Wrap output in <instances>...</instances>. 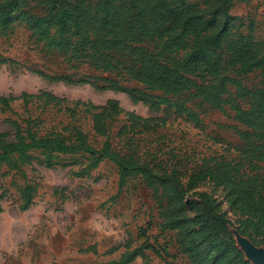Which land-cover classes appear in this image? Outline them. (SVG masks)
I'll return each mask as SVG.
<instances>
[{
    "label": "trees",
    "instance_id": "trees-1",
    "mask_svg": "<svg viewBox=\"0 0 264 264\" xmlns=\"http://www.w3.org/2000/svg\"><path fill=\"white\" fill-rule=\"evenodd\" d=\"M234 0H0V33L7 32L17 20H24L32 35L47 51L62 54L72 67L89 64L101 74L102 84L87 78L63 79L70 83H91L99 89L128 93L134 102L143 101L151 109H160L165 101L155 100L150 92L125 84L135 81L163 95L188 94L200 97L212 106L235 111L236 119L246 129L236 127L243 141L239 155L233 158H203L200 168L187 180L173 167L157 169L140 160L136 152L128 155L115 149L111 141L109 119L124 113L129 123L118 131L128 133L138 126L157 127L166 117L151 118L120 105L116 98L97 104L90 100H72L92 115L95 132L105 137L101 147L90 143L84 130L65 126L71 136L51 131L40 134L35 129L29 104L42 101L43 107L67 104L70 100L51 90L22 91L19 95H0V111L14 112L12 102L22 99L28 115L23 124L18 118L4 120L11 131H0V166L9 173L16 169L25 176L23 202L26 210L34 203L37 184L26 175L23 163L32 164V150H40L46 165L54 166L58 153L88 154L89 161L81 172L99 166L105 158L119 168V189L131 173L142 175L159 203L161 233L175 231L183 253L193 264H256L248 259L237 244L229 217L218 208V202L207 192L199 193L200 208L195 218L186 213L187 195L200 181L213 180L228 189L230 202L245 217L238 227L241 234L255 244H264V84L249 86L243 77L259 70L264 78V42L252 31L239 29L238 16L231 13ZM32 3L35 4L33 9ZM22 68L13 58L0 54V65ZM47 76L44 71L36 70ZM234 87V90L231 88ZM247 100L244 106L241 100ZM37 121V120H36ZM161 123V124H162ZM8 193H0L2 199ZM146 230V229H145ZM121 244L113 245V253ZM126 250L108 264H129L138 256L147 258V249L157 254L162 250L145 242ZM88 249L97 251L92 245ZM163 251L169 252L166 245Z\"/></svg>",
    "mask_w": 264,
    "mask_h": 264
},
{
    "label": "rangeland",
    "instance_id": "rangeland-1",
    "mask_svg": "<svg viewBox=\"0 0 264 264\" xmlns=\"http://www.w3.org/2000/svg\"><path fill=\"white\" fill-rule=\"evenodd\" d=\"M231 13L239 17L240 31H252L257 40L264 42V0H234ZM0 54L23 66L13 69L7 64L0 65V95L17 96L22 91L47 89L70 100L67 104L51 103L45 107L39 100L29 104L32 117L38 116L35 129L40 134L54 130L73 139L71 130L65 126H74L86 132L91 144L101 147L105 137L95 132L92 115L81 107L73 110L72 100L102 104L116 98L122 107L145 117H166V112L168 115L157 127L138 126L123 135L118 131L129 123L124 113L110 118L114 148L124 155L134 151L140 160L148 161L157 169L175 167L185 181L193 170L200 168L203 158H233L243 146L235 129H246V126L236 119L229 105L219 109L200 97L185 93L163 95L133 80L125 83L150 92L155 100L164 99L157 110L143 101L134 102L121 90L55 79L69 75L103 83L97 77L101 73L89 64L72 67L62 54L43 48L24 20H17L7 32L0 33ZM36 70L44 71L47 76ZM243 81L249 86L264 84L259 70L243 77ZM241 102L248 105L247 100ZM12 106L14 112L0 111V131H11L4 120L7 116L25 124L28 113L23 100H14ZM30 153L33 163H23L22 167L28 178L37 184V190L34 203L26 210L21 208L24 173L16 169L5 173L8 166H0V193L3 188L8 189L2 199L4 209L0 212V264H108L127 249L125 244L134 247L145 242L154 244L162 253L147 249V258L138 256L129 264H193L182 252L175 231L161 233L160 205L141 174L131 173L119 189V168L108 158L82 173L89 161L86 152H56L52 167L46 165L45 155L40 150ZM201 192L209 193L218 202L220 211L231 221L237 244L242 247L238 227L245 215L231 204L228 189L223 185L208 179L200 181L187 195V215L195 218ZM118 244H121L118 250L106 253L108 248ZM92 245L96 246V252L88 249ZM164 245L168 253L163 251Z\"/></svg>",
    "mask_w": 264,
    "mask_h": 264
},
{
    "label": "water",
    "instance_id": "water-1",
    "mask_svg": "<svg viewBox=\"0 0 264 264\" xmlns=\"http://www.w3.org/2000/svg\"><path fill=\"white\" fill-rule=\"evenodd\" d=\"M239 240L242 249L253 263L264 264V246L255 244L249 237L243 234L239 235Z\"/></svg>",
    "mask_w": 264,
    "mask_h": 264
}]
</instances>
